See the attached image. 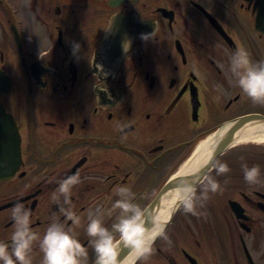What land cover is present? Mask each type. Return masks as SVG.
Here are the masks:
<instances>
[{
    "label": "flooded vegetation",
    "instance_id": "obj_1",
    "mask_svg": "<svg viewBox=\"0 0 264 264\" xmlns=\"http://www.w3.org/2000/svg\"><path fill=\"white\" fill-rule=\"evenodd\" d=\"M0 18V105L12 121L0 122V242L22 203L40 237L53 214L73 228L91 264L89 209L111 208L126 185L146 212L199 141L256 115L257 134L212 162L231 172L211 165L204 175L224 191L201 216L181 209L172 225L176 212L153 247L163 264H264V181L247 184L241 168L258 165L264 177V106L228 70L239 47L264 60V0H0ZM76 173L79 227L51 199ZM32 259L42 264L38 242Z\"/></svg>",
    "mask_w": 264,
    "mask_h": 264
},
{
    "label": "clouds",
    "instance_id": "obj_2",
    "mask_svg": "<svg viewBox=\"0 0 264 264\" xmlns=\"http://www.w3.org/2000/svg\"><path fill=\"white\" fill-rule=\"evenodd\" d=\"M228 70L242 94L253 104L264 106V60L254 62L249 52L239 47L230 57ZM215 88L217 91L221 90L220 85H216ZM118 128L122 126L118 125ZM212 152L214 147L210 146L209 154L203 159L200 167L178 174L179 182L174 184L168 198L166 216L153 217L151 227L145 211L136 202V193L126 185H118L113 189L118 199L112 203L111 208L105 209L98 205L94 209H89L86 234L94 252L91 264H138L140 261H146L154 252L153 245L156 240L158 238L167 240L166 226L172 215L182 209L185 214L201 216L199 209L204 207L211 195L222 193L224 188L210 175L204 176L200 181H194L193 177L210 163L216 176H227L231 172L226 162L212 163ZM241 168L247 184L257 185L264 181L258 165L249 167L247 163H243ZM81 182L79 173L69 176L59 182L58 189L51 197L65 220L76 227L80 226L81 217L72 210L71 197L73 188ZM198 183L203 184L199 193ZM117 210L118 214L111 227L106 226L105 216L112 217ZM31 215V211L22 203H17L13 207L11 216L14 231L10 242H0V264H33L32 252L36 242L43 254L42 264H90L89 248L81 243L73 228L68 227L53 214L50 217L51 223L40 237L31 226ZM124 250L132 255L130 262L121 257Z\"/></svg>",
    "mask_w": 264,
    "mask_h": 264
},
{
    "label": "bare ground",
    "instance_id": "obj_3",
    "mask_svg": "<svg viewBox=\"0 0 264 264\" xmlns=\"http://www.w3.org/2000/svg\"><path fill=\"white\" fill-rule=\"evenodd\" d=\"M228 128V125H223L220 127L215 134H210L201 141H199L191 154L186 158V160L177 168V170L172 174V180L177 181V176L179 173L185 171V170H195L196 168L200 167L202 164L203 159L206 157V155L209 154L210 146L214 147L215 144H217L218 140L223 136V134L226 132ZM257 128L253 127H246L240 134H237L234 138V141L232 144H238V143H244L247 140H250L252 138L253 134H257L256 131ZM259 137L256 136V140ZM260 139V138H259ZM204 167L201 168V170ZM179 182V181H178ZM172 189H169L167 192L161 196L159 201L154 207L153 217L159 216L164 217L167 214V205H168V198L171 195ZM152 217V218H153ZM151 227V224L150 226ZM132 255L127 253L123 259L130 262L132 259Z\"/></svg>",
    "mask_w": 264,
    "mask_h": 264
},
{
    "label": "water",
    "instance_id": "obj_4",
    "mask_svg": "<svg viewBox=\"0 0 264 264\" xmlns=\"http://www.w3.org/2000/svg\"><path fill=\"white\" fill-rule=\"evenodd\" d=\"M1 76V75H0ZM5 119H8V122H12L9 121L10 117H7L5 115H3L2 112V108L0 105V122H7L5 121ZM259 120H263V118L256 116V115H248V116H243L241 118L235 119L229 123H227L228 128L226 130V132L223 134V136L218 140L217 144H215L214 146V152L211 153L212 156V162L214 161V159L226 148H228L232 142L234 141L235 136L237 135V133L239 131H243L246 127H249L251 122H261ZM264 122V121H263ZM211 166V163L208 166H205L202 170H200L199 174L195 177H193L194 181H200L205 173L209 170ZM178 181L172 180L169 183H167L155 196L153 202L151 203V205L149 206V208L146 210V219L149 221V226L151 224V220L153 217V212H154V207L157 204V202L159 201V199L161 198V196H163V194L165 192H167L169 189H172L174 184L177 183ZM173 217V215H172ZM171 217V218H172ZM128 253L127 250H124L121 252V257L123 258L126 254Z\"/></svg>",
    "mask_w": 264,
    "mask_h": 264
},
{
    "label": "rangeland",
    "instance_id": "obj_5",
    "mask_svg": "<svg viewBox=\"0 0 264 264\" xmlns=\"http://www.w3.org/2000/svg\"><path fill=\"white\" fill-rule=\"evenodd\" d=\"M1 22H2V20H1V18H0V24H1ZM0 31H1V28H0ZM206 125H207V124H206ZM173 141H174V140H171V143H172ZM186 157H187V156H186ZM202 187H203V185H201L200 187L197 188L198 192L201 190ZM180 212H181V210L178 211V213L176 214V216L173 218V224H172V225L177 224V221H178V215H179ZM172 225H171V226H172ZM151 257H155L156 259H158V263L163 264L162 261L160 260V258H159V256L157 255L156 252H153V254L151 255ZM151 257H150L148 260H146V261L139 262V264H147V263L151 260ZM156 262H157V261H156Z\"/></svg>",
    "mask_w": 264,
    "mask_h": 264
}]
</instances>
